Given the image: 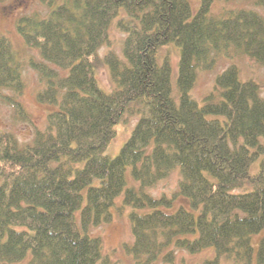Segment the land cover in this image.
<instances>
[{
  "label": "trees",
  "instance_id": "16d2710c",
  "mask_svg": "<svg viewBox=\"0 0 264 264\" xmlns=\"http://www.w3.org/2000/svg\"><path fill=\"white\" fill-rule=\"evenodd\" d=\"M42 1L49 11L21 16L16 27L41 57L31 60L44 81L37 98L54 107L28 142L0 131V264H117L92 227L112 220L121 194L133 234L123 248L136 264L172 263L176 249L212 250L202 264H264L260 85L241 80L231 64L202 103L190 94L198 71L231 48L264 62V17L248 9L215 16V0L196 10L190 0ZM114 22L125 34L122 56H101ZM169 43L180 52L177 95L171 61L159 57ZM103 63L110 90L96 75ZM22 86L2 36L0 94ZM126 112L138 119L118 154L107 156ZM175 169L181 177L171 196L148 190Z\"/></svg>",
  "mask_w": 264,
  "mask_h": 264
},
{
  "label": "rangeland",
  "instance_id": "374dc122",
  "mask_svg": "<svg viewBox=\"0 0 264 264\" xmlns=\"http://www.w3.org/2000/svg\"><path fill=\"white\" fill-rule=\"evenodd\" d=\"M61 0H57L60 2ZM194 10L199 5L200 0H190ZM239 9L253 10L264 17V4H258L256 0H215L212 4V14L215 16L228 15L229 11ZM49 11V5L42 0H0V37L6 36L12 43L16 61L21 69L22 89L20 93L13 89L5 88L0 94V131L10 132L21 142L30 141L36 129H43L47 124V115L53 109V105L38 100L37 93L44 86V81L38 71L31 66V60L41 59L37 49L26 44L23 37L17 30L18 19L24 15H45ZM124 32L112 24L109 33L108 43L101 46L99 53L103 56L108 51H114L122 56ZM168 56L172 64V86L173 93L177 95L176 77L178 61L180 58L179 48L174 43L162 46L159 50V57L162 60ZM235 64L239 69L241 80L254 79L260 85L261 97L264 100V62L256 60L254 57L237 52L233 48L229 54H221L212 69L199 70L197 80L190 91L199 103L214 87L215 79L219 73L229 65ZM101 87L110 90L114 83L111 80L109 67L101 64L96 69ZM19 101L22 110L17 111L12 100ZM138 114L126 112L119 123L115 125V136L108 142L103 153L114 157L120 151L126 138L129 136L134 124L138 119ZM260 159L254 162L252 171L255 172ZM181 175L178 169L159 181L156 185L149 187V191L160 196L166 194L171 196L178 186ZM129 177V185L136 184ZM122 194L117 198V206L113 210V218L110 222L92 227V233L100 235L103 239L104 252L117 264H136L133 256L127 253L123 245L133 241L131 222L128 217L129 208H121ZM186 203L182 198L176 202ZM259 235V234H258ZM253 236V245L257 248L255 241L259 236ZM255 239V241H254ZM213 255V251L205 249L201 252L190 253L183 249H176L175 259L172 263L159 260L155 264H202L205 258Z\"/></svg>",
  "mask_w": 264,
  "mask_h": 264
}]
</instances>
